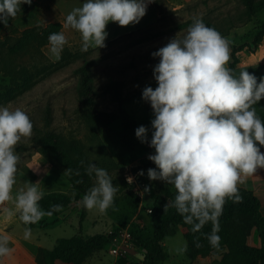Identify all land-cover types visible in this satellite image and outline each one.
<instances>
[{
	"label": "rangeland",
	"instance_id": "374dc122",
	"mask_svg": "<svg viewBox=\"0 0 264 264\" xmlns=\"http://www.w3.org/2000/svg\"><path fill=\"white\" fill-rule=\"evenodd\" d=\"M81 2L31 0L30 4H22L21 11L0 28V39H3L18 36L27 28L58 22L60 31L66 36L59 59L49 52L47 41L40 49V59L29 61L35 64L34 70L39 69L41 75L29 90L5 100L2 94L8 88L0 86V104L24 110L33 127H41L44 111L49 108L50 129L65 140H76L80 147L77 160L83 161L85 166L94 162L105 168L113 183L119 185L118 191L114 194L113 205L105 211L88 209L81 202H72L59 210L56 216L44 215L35 223L26 225L19 219L14 203L15 193L26 186L25 181L39 180L42 196L72 195L65 169L38 151L32 130L31 136L22 137L15 148L20 160L11 189L12 198L0 202V234L10 236L9 247L13 249L11 256L0 257V264H38L36 255L39 248L52 249L57 240H67L72 236L81 237L84 241L75 248L82 256L83 264L139 262L143 252L137 241L151 235V213L148 209L152 197L149 192H142L143 187L151 184L152 192L158 194H167L173 189L163 181H149L146 175H136L140 169L153 167L146 158L153 149L134 135L138 125L147 127L152 118L149 104L141 99L145 85L156 86L151 68L157 58L151 57L150 53L176 33L183 35L194 18L206 19L225 28L227 18L231 17L237 26L224 36L229 41L228 67L232 49L249 43L264 21V9L250 20L238 18L242 10L241 0H163L160 8L151 1L135 24L119 26L109 21L105 26L104 47L96 49L90 46L81 51L79 31L64 26L65 15ZM85 59L94 62L90 71L96 89V110L114 116L105 126L89 118L77 100V69ZM238 59L237 75L243 69L254 71L259 82L264 76V37L253 53L244 49L238 53ZM27 61L26 57L17 60L19 64ZM111 81L118 83L121 101L105 87ZM257 102L263 106L264 97ZM126 175L134 177L131 184L125 180ZM94 183L93 174L91 185ZM5 207L13 211L12 216L6 217L2 213ZM25 227L31 229L27 237L24 236ZM252 239L257 245L255 231ZM163 247L167 258L160 264H215L222 253L221 250L216 256L189 261L185 256L186 242L176 226L173 233L164 239Z\"/></svg>",
	"mask_w": 264,
	"mask_h": 264
},
{
	"label": "clouds",
	"instance_id": "9594fccd",
	"mask_svg": "<svg viewBox=\"0 0 264 264\" xmlns=\"http://www.w3.org/2000/svg\"><path fill=\"white\" fill-rule=\"evenodd\" d=\"M31 0H0V25L21 11ZM151 0H82L64 17V26L79 31L81 51L90 46L104 47L109 21L119 26L137 23ZM49 52L59 59L66 43L62 31L49 33ZM156 59L151 68L156 86L145 85L141 99L152 112L149 126L138 125L135 137L153 149L147 159L154 164L136 175L149 181L159 180L175 189L164 207H173L182 220L198 232L206 222L212 228L206 236L209 244L219 247V216L225 198L240 201L237 183L243 176L264 168V121L252 107L264 97V76L241 70L233 75L227 67L229 41L217 29L194 18L183 35L177 33L150 53ZM32 134V121L19 107L0 104V202L12 198L19 153L15 150L22 137ZM81 163H84L81 161ZM67 169H65L66 171ZM85 171L94 174L95 183L81 197L88 209L105 211L113 205L119 185L113 183L107 170L88 162ZM134 177L126 175L131 184ZM39 180L25 181V187L14 196L19 219L26 225L44 215H51L62 205L51 204L47 210L38 203L43 192ZM150 191L145 185L142 192ZM6 217L13 211L3 208ZM31 229L25 227L27 237ZM10 236L0 234V257L11 256ZM199 246L198 241H194Z\"/></svg>",
	"mask_w": 264,
	"mask_h": 264
},
{
	"label": "trees",
	"instance_id": "16d2710c",
	"mask_svg": "<svg viewBox=\"0 0 264 264\" xmlns=\"http://www.w3.org/2000/svg\"><path fill=\"white\" fill-rule=\"evenodd\" d=\"M160 8L163 0H151ZM242 10L238 18L250 20L259 11L264 9V0H241ZM10 17L8 18V22ZM206 25L214 27L223 36L237 26L233 18L228 17V24L225 28L206 19H201ZM193 22V21H191ZM3 25H0V28ZM61 25L58 22L48 23L44 27H32L24 29L18 36H6L0 39V86L8 88L2 94L5 100H9L29 90L39 78V69L31 61L40 59L41 47L46 44L49 33L60 31ZM1 30V29H0ZM264 37V21L249 43L239 45L231 51V61L228 67L232 69L233 75H237L236 65L239 62L238 53L247 50L253 53ZM27 58V62L19 64L18 59ZM94 62L85 59L77 69L76 96L85 114L100 125L110 123L114 116L111 113H104L96 110L97 96L91 74V67ZM255 76L257 74L251 71ZM118 83L111 81L105 87L110 89L111 94L122 100L117 87ZM112 96V95H111ZM256 114L264 121V105L259 106L258 102L252 105ZM51 113L46 108L43 114L41 127H33L34 140L37 143L38 151L53 162H58L66 170L68 181L71 185L72 195L47 194L38 201L42 209L47 210L51 204L59 203L63 209L72 202H81V197L90 188L93 175L85 171V165L77 160L80 147L76 140H65L59 134L50 129ZM154 167V164H153ZM150 191L152 203L150 209L151 235L147 239L137 241L143 255L136 264H160L167 258V252L163 247L166 236L173 233L176 226L186 242L185 256L189 261L213 257L222 250L219 259L215 264H264V217L261 215L259 199L250 191L237 186L242 199L233 201L225 198L223 210L219 216V247L209 244L203 233H208L211 222H206L198 232L191 231V225L186 224L173 207H164L165 203L173 198L175 189L167 194H158ZM58 211H53L51 216H56ZM80 218L79 226H81ZM255 231L258 238L256 245L252 239V232ZM194 241L199 242L195 246ZM84 241L81 237L72 236L64 240H57L52 249L39 248L36 260L38 264H83L82 256L75 249L81 246Z\"/></svg>",
	"mask_w": 264,
	"mask_h": 264
},
{
	"label": "crops",
	"instance_id": "0c3cea01",
	"mask_svg": "<svg viewBox=\"0 0 264 264\" xmlns=\"http://www.w3.org/2000/svg\"><path fill=\"white\" fill-rule=\"evenodd\" d=\"M260 151L264 152V146H260ZM237 186L250 190L259 199V210L264 217V168H257L253 174L243 176Z\"/></svg>",
	"mask_w": 264,
	"mask_h": 264
},
{
	"label": "built area",
	"instance_id": "2783aa9c",
	"mask_svg": "<svg viewBox=\"0 0 264 264\" xmlns=\"http://www.w3.org/2000/svg\"><path fill=\"white\" fill-rule=\"evenodd\" d=\"M148 212H150V209H148ZM113 252V251H112Z\"/></svg>",
	"mask_w": 264,
	"mask_h": 264
}]
</instances>
